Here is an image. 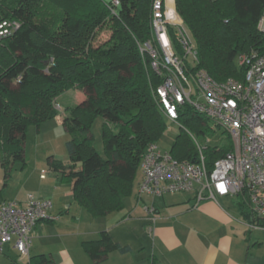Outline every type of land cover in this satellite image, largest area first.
<instances>
[{
    "label": "trees",
    "instance_id": "trees-1",
    "mask_svg": "<svg viewBox=\"0 0 264 264\" xmlns=\"http://www.w3.org/2000/svg\"><path fill=\"white\" fill-rule=\"evenodd\" d=\"M118 1L113 6L100 0H0V21L20 24L0 40L1 166L7 174L15 162H24L28 126L38 131L43 120L57 116L52 102L60 93L81 91L83 101L62 122L71 137L65 144L68 160L50 158L48 167L93 219L124 209L143 154L156 145L167 121L154 95L160 79L139 51L151 37L152 0ZM174 6L195 44L193 70L213 81L242 80L236 57L264 55V32L258 29L264 0H174ZM104 26L110 37L96 47L93 40ZM97 117L103 120L105 157L93 146L90 125ZM207 121L184 105L176 122L203 136ZM230 150L229 139L224 147L206 146L207 169ZM169 152L198 162L187 134H179ZM238 205L246 223H259L245 204ZM84 246L94 260L116 248L105 232ZM27 264L51 263L41 255Z\"/></svg>",
    "mask_w": 264,
    "mask_h": 264
},
{
    "label": "built area",
    "instance_id": "built-area-1",
    "mask_svg": "<svg viewBox=\"0 0 264 264\" xmlns=\"http://www.w3.org/2000/svg\"><path fill=\"white\" fill-rule=\"evenodd\" d=\"M118 4V0L112 1L113 6ZM19 28L17 21H0V40ZM150 29L151 37L139 45V51L148 57L150 68L160 79L154 95L165 119L176 122L180 108L188 105L222 129L231 150L209 170L202 153L206 146L190 134L198 162L178 160L157 145H149L140 162L138 198L198 187L197 201L236 198L259 222L246 223L248 228L264 231V55H238L235 62L243 68L242 80L217 83L205 71L193 70L197 64L195 44L176 12L174 0H152ZM258 29L264 32V17ZM44 177L42 171L40 178ZM51 210L50 200L31 194L23 206L2 202L0 254L12 247L20 256H27L33 227L49 219Z\"/></svg>",
    "mask_w": 264,
    "mask_h": 264
},
{
    "label": "crops",
    "instance_id": "crops-1",
    "mask_svg": "<svg viewBox=\"0 0 264 264\" xmlns=\"http://www.w3.org/2000/svg\"><path fill=\"white\" fill-rule=\"evenodd\" d=\"M1 184L7 186L5 180ZM138 186L131 211L126 212L124 204L123 210L96 219L85 211L92 222L99 223L87 219L83 224L73 217L75 221L65 224L50 214L33 227L28 255L20 256L8 247L0 254V264H27L41 255L51 264H264V245L253 239L262 231L248 228L231 197L197 201L195 187L188 192L139 199ZM66 195L73 199L71 189ZM25 199L9 201L0 191V204L6 201L23 206ZM101 232L116 248L94 260L84 244L97 241ZM90 247L94 251L97 246Z\"/></svg>",
    "mask_w": 264,
    "mask_h": 264
},
{
    "label": "rangeland",
    "instance_id": "rangeland-1",
    "mask_svg": "<svg viewBox=\"0 0 264 264\" xmlns=\"http://www.w3.org/2000/svg\"><path fill=\"white\" fill-rule=\"evenodd\" d=\"M103 3H111L113 0H100ZM264 17V14H263ZM110 37V31L104 26L96 35L93 44L97 46L104 45ZM84 95L76 89L65 90L60 93L52 102V108L57 111V116L52 119L43 120L40 123L39 130L32 124L28 126L24 139V162H15L8 173L4 172L0 163V191L3 192V198L16 201L18 198L29 194L36 197L41 196L48 198L52 203V216L60 218V223L80 220L86 223L87 219L92 222L90 216L73 199L66 195L70 189V185L61 183L57 180V174L53 173L48 167L50 158L66 162L68 153L65 144L70 140V135L62 126L63 119L68 115L72 108L80 105ZM166 127L156 145L162 151L169 152L173 147L176 137L179 134H189L197 138L202 145L213 147H224L227 145L225 133L219 127L215 126L211 121L206 122L205 134L196 135V133L187 127L181 126L177 122L165 121ZM103 120L97 117L90 125V131L93 137V146L95 150L105 157L104 146L102 141ZM207 140H209L207 142ZM230 141V140H229ZM44 172L45 179H40L41 172ZM6 174V176H5ZM1 180H5L7 186L1 184ZM141 181V173L138 168L137 174L133 181V194L124 199L125 210L131 211L135 206V190ZM39 190L40 193H37ZM145 197V196H143ZM44 200V199H39ZM236 201V198L233 199ZM79 214H81L79 216ZM89 217V218H87ZM65 227V226H63ZM262 231V230H261ZM254 240H260L264 245V231L256 232L253 235Z\"/></svg>",
    "mask_w": 264,
    "mask_h": 264
}]
</instances>
